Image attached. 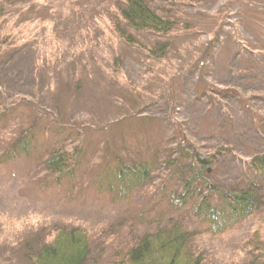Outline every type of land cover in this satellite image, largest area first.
Instances as JSON below:
<instances>
[{
	"label": "rangeland",
	"instance_id": "rangeland-1",
	"mask_svg": "<svg viewBox=\"0 0 264 264\" xmlns=\"http://www.w3.org/2000/svg\"><path fill=\"white\" fill-rule=\"evenodd\" d=\"M34 1V10L17 26L11 19L0 23V39L7 34L11 46L0 61V90L12 109L2 124L8 132L27 127L34 114L26 110L34 103L61 124L83 129L86 152L75 175L56 182L37 161L7 160L0 140V264H26L24 243L58 226L88 231L92 251L84 264H116L118 249L174 219L198 231L193 249L215 264L264 258L260 212L212 235L188 206L167 209L161 182L168 172L126 194L110 191L103 173L115 156L141 157L150 140L159 142L160 150L176 146L170 142L183 138V128L186 146L215 154L205 174L209 183L224 188L248 180L243 160L264 152V54L243 48L258 39L243 23L239 1L152 4L165 16L188 14L197 26L170 38V53L161 61L103 29L97 15L109 0ZM217 30L219 40L207 49ZM24 37L29 40L17 48ZM116 55L122 58L120 73L113 66ZM74 79L80 81L78 91ZM145 122L144 131L138 130ZM219 147L230 151L216 153ZM187 166L181 165L179 177L188 176ZM259 188L264 190V177Z\"/></svg>",
	"mask_w": 264,
	"mask_h": 264
},
{
	"label": "trees",
	"instance_id": "trees-1",
	"mask_svg": "<svg viewBox=\"0 0 264 264\" xmlns=\"http://www.w3.org/2000/svg\"><path fill=\"white\" fill-rule=\"evenodd\" d=\"M234 1H239L243 23L254 31L258 39L257 42L248 40L243 48L254 54H264V4L257 0ZM154 3L174 6L178 2L109 0L97 16L103 18L102 27L112 38L143 51L153 61H161L170 53V38L178 34L184 36L197 26L188 14L176 18L161 14L153 7ZM35 5L34 0H0V23L11 19L17 26L25 14L34 10ZM219 33L217 30L214 37L210 38L207 49L219 40ZM138 34L146 35L148 40L142 41L137 37ZM6 35H1L0 39V61L11 47ZM28 40L26 37L20 39L22 42L17 48ZM203 56L198 58L200 63ZM113 66L118 73L122 71L120 55L114 57ZM72 84L74 91L80 89L79 80L74 79ZM67 87L72 88L71 81ZM5 103L4 93L0 90V106L5 105V108L0 107V138H4L0 140L5 141L4 157L9 161L19 156L31 162L37 161L36 165L45 172L47 178L53 177L56 182L64 177H73L76 167L85 156L83 141L86 132L74 125L61 124L55 120L57 116L34 103L26 110L34 114L27 127L8 132L3 124L7 125L12 109ZM145 125H148L147 122L138 125L137 129L143 130ZM152 126L153 122L150 124ZM180 130L183 138L170 142L176 143V146L168 150L167 147L160 150L159 142L150 140L148 149L135 160L114 155L113 161L104 162V179L109 190L113 193H130L141 185L153 183L157 174L168 172L161 182V194L166 200L167 209L177 211L188 206L207 224L206 232L220 234L257 212L262 214L264 220V190L259 188L260 180L264 177V152L243 160L248 180L220 188L209 183L205 176L214 163L215 154L200 152L197 146L190 149L185 143L184 129ZM41 133L44 135L39 136ZM76 141L78 143L74 144ZM221 151L230 150L219 147L216 153ZM186 162L189 163L188 176L179 177L181 165ZM168 223L166 228L159 227L146 232L134 238L126 247L118 249L114 254L116 264H215L193 249L192 243L198 231L186 229L181 219L169 220ZM91 251V238L87 230L58 226L45 235L37 234L32 241L25 242L21 253L26 264H84ZM249 264H264V258L254 256Z\"/></svg>",
	"mask_w": 264,
	"mask_h": 264
}]
</instances>
